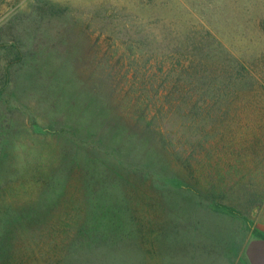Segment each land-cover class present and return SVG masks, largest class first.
Wrapping results in <instances>:
<instances>
[{
	"label": "rangeland",
	"instance_id": "obj_1",
	"mask_svg": "<svg viewBox=\"0 0 264 264\" xmlns=\"http://www.w3.org/2000/svg\"><path fill=\"white\" fill-rule=\"evenodd\" d=\"M252 84L264 0H0V264H264Z\"/></svg>",
	"mask_w": 264,
	"mask_h": 264
},
{
	"label": "trees",
	"instance_id": "obj_2",
	"mask_svg": "<svg viewBox=\"0 0 264 264\" xmlns=\"http://www.w3.org/2000/svg\"><path fill=\"white\" fill-rule=\"evenodd\" d=\"M254 91L249 92L247 94H242L238 93L240 97V100L243 101V107L240 108V113L239 115H244L246 116L247 120V125L245 126L244 124H241L240 126L242 127H247V129H250L252 132V139L251 140H245L246 138L244 137L243 139V146H241L239 151L235 150V144H230L229 149H226L225 152L228 153L227 155L230 156L233 159V156L239 160L243 161L245 157H249V155L246 152V149H248V146L251 149H260L264 148V84L258 85V84H252ZM120 91V90H119ZM238 112V110H237ZM226 113V112H225ZM251 114L256 117V120H252ZM242 119V118H241ZM254 161V158H252ZM258 167V166H257ZM259 170V175L261 177H264V168H257L256 173ZM155 172L151 171L150 174L145 173V176L149 179L154 178ZM115 176L116 174H112ZM158 176V175H156ZM155 178L158 180V183L160 182L159 178ZM257 175H254L256 179ZM254 177L251 176L249 177V186L251 188L245 187L244 192H246L249 196L248 200L243 202L240 206L234 204V209L237 210V213L240 215L242 214L244 217H247L249 213L251 212L252 209L257 208V209H264V187L261 188V185H257L254 187ZM264 179V178H262ZM156 182V181H155ZM248 185V184H247ZM117 189V188H116ZM125 190V189H124ZM114 191L111 192L113 194ZM115 193V192H114ZM102 224H105V222H102Z\"/></svg>",
	"mask_w": 264,
	"mask_h": 264
}]
</instances>
